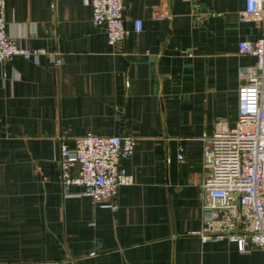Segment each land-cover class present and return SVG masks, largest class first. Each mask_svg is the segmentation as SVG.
<instances>
[{
  "label": "crops",
  "instance_id": "obj_1",
  "mask_svg": "<svg viewBox=\"0 0 264 264\" xmlns=\"http://www.w3.org/2000/svg\"><path fill=\"white\" fill-rule=\"evenodd\" d=\"M121 3L111 51L89 0H4L6 34L43 52L0 61V264H264L261 248L193 233L202 138L234 126L237 67L253 62L236 43L259 26L243 0ZM87 132L135 140L114 211L59 182L56 138Z\"/></svg>",
  "mask_w": 264,
  "mask_h": 264
},
{
  "label": "built area",
  "instance_id": "obj_2",
  "mask_svg": "<svg viewBox=\"0 0 264 264\" xmlns=\"http://www.w3.org/2000/svg\"><path fill=\"white\" fill-rule=\"evenodd\" d=\"M89 3L92 23L103 28L106 44L115 51L126 34L121 0ZM3 4L0 0V61L14 55L30 58L42 53L41 49L17 46L6 34ZM238 15L253 20L260 33L252 40L236 43L237 53L251 56L253 62L237 67L241 82L236 91L234 126L216 124L213 132L202 138L200 226L193 233L201 242L234 243L243 253L253 248L264 250V0H243ZM140 28V20H133L134 31ZM56 139L61 186L80 185L83 195L114 211L118 187L133 180L120 160L130 157L134 138L87 132L73 138L72 146L66 145L64 137ZM176 157L181 160L182 154Z\"/></svg>",
  "mask_w": 264,
  "mask_h": 264
}]
</instances>
